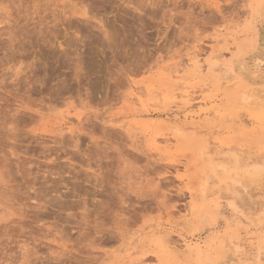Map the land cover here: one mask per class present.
<instances>
[{"label":"rangeland","instance_id":"374dc122","mask_svg":"<svg viewBox=\"0 0 264 264\" xmlns=\"http://www.w3.org/2000/svg\"><path fill=\"white\" fill-rule=\"evenodd\" d=\"M261 87L264 0H0V264H264Z\"/></svg>","mask_w":264,"mask_h":264},{"label":"bare ground","instance_id":"6f19581e","mask_svg":"<svg viewBox=\"0 0 264 264\" xmlns=\"http://www.w3.org/2000/svg\"><path fill=\"white\" fill-rule=\"evenodd\" d=\"M82 10H83V8H82ZM83 12H85V9H84V11ZM87 14V13H86ZM253 15V14H252ZM82 16H83V14H82ZM252 17H254V15L252 16ZM256 17V16H255ZM253 20H254V18H253ZM253 20H251V21H253ZM255 21V20H254ZM249 27H250V25H249ZM216 37H218V38H221L222 39V41L223 40H225L226 41V35L225 34H220L219 36L217 35ZM221 41V40H220ZM220 41H218V44H221L222 42H220ZM220 42V43H219ZM257 41H255V43H256ZM252 43V42H251ZM254 43V42H253ZM252 43V45H255V43L253 44ZM252 45H251V47H252ZM256 45H257V43H256ZM256 47V46H255ZM254 47V48H255ZM253 48V47H252ZM253 48V49H254ZM256 50V49H255ZM220 51V50H219ZM253 52V51H252ZM217 53H218V51H217ZM249 53V52H248ZM247 53V54H248ZM256 53V52H255ZM246 54V55H247ZM194 55V54H193ZM198 55V54H197ZM214 55V54H213ZM218 55H220V53H218ZM218 55L216 54L215 55V57L218 59ZM246 55H245V57H246ZM249 55V54H248ZM258 56V55H257ZM220 57V56H219ZM240 57V56H239ZM250 57V56H249ZM214 58V57H213ZM193 59V58H192ZM195 59H197V57H195ZM237 59H238V57H237ZM236 59V60H237ZM233 60V59H232ZM238 63H241V62H238ZM260 63V62H259ZM200 64V62H199V60H196L195 62H194V65H196L198 68H201V66L199 65ZM263 64V63H262ZM188 65V64H187ZM210 70L212 71V72H214V71H216L215 70V68L216 67H218V63H216V62H212V61H210ZM238 67V66H237ZM221 70V71H224V68L222 69L221 67H218V70ZM239 69H241V68H239ZM177 70V69H176ZM175 70V71H176ZM174 71V72H175ZM177 71H179V68H178V70ZM221 71H220V73H221ZM238 71V70H237ZM242 71V70H241ZM230 72H234V66H233V62H229V64H227L226 66H225V71L224 72H222V73H225V75H226V73H230ZM233 74H235V73H233ZM224 75V76H225ZM223 76V75H222ZM254 77V76H253ZM215 78H217V77H215ZM219 78V77H218ZM218 78H217V80H218ZM227 79V77L225 76L224 77V79ZM245 82V81H244ZM243 82V83H244ZM170 83V82H169ZM242 83V84H243ZM174 84V83H173ZM172 84V85H173ZM245 84V83H244ZM171 85V86H172ZM208 85V84H207ZM169 86V85H168ZM170 86V87H171ZM169 87V88H170ZM173 87V86H172ZM175 88H176V86H174ZM210 87V86H209ZM139 88H141V87H139ZM138 88V89H139ZM168 88V89H169ZM175 88H173V90L174 91H177L178 89H175ZM187 88L189 89L190 88V86H187ZM241 88V87H240ZM246 88V87H245ZM182 89H184V88H182ZM260 89H262V87L260 88ZM142 90V89H141ZM208 90V89H207ZM263 90V89H262ZM257 91H259V90H257ZM264 91V90H263ZM260 92H262V91H259V92H256V95L258 96L259 95V93ZM145 93V92H144ZM171 93V92H170ZM195 93V92H194ZM194 93H190V91L188 90L187 91V94H186V97H187V99H186V101L185 102H183V104L184 105H186V106H191V102H193V101H195V98H194ZM203 93V92H202ZM237 93V92H236ZM258 93V94H257ZM174 95V94H173ZM143 96V95H142ZM262 96V95H261ZM261 96L259 95L258 96V98L260 99L261 98ZM263 97V96H262ZM252 98L250 97V96H247L245 93L244 94H241V95H239V97H237V101H239L240 103H247L248 101H250ZM255 99V98H254ZM135 100V99H134ZM257 100V99H256ZM138 101H139V103H141V105H143V102H142V100L138 97ZM255 101V100H254ZM262 101H264V100H262ZM204 103V102H203ZM235 103V102H234ZM238 103V102H237ZM256 103V102H255ZM259 103H261V99L259 100V102H258V106H259ZM254 104V103H253ZM236 106H237V104H236ZM261 106V105H260ZM235 107V106H234ZM257 107V106H256ZM174 132H175V134H177V135H180V134H182V129L181 128H179V127H172L171 128ZM50 131H52V130H50ZM173 135V134H172ZM175 136V135H174ZM184 136H185V134H184ZM186 137V136H185ZM171 140V139H170ZM169 139H168V142L170 141ZM158 141V140H157ZM156 141V142H157ZM166 141V140H165ZM164 141V142H165ZM159 143V142H158ZM154 145V144H153ZM155 146V145H154ZM159 148V147H158ZM202 149H203V151L201 152V156L203 157V156H207V155H209V151H208V147H207V144L206 145H204V146H202L201 147ZM235 152V151H234ZM231 154V153H230ZM237 155V154H236ZM236 155H234V157H237ZM209 157V156H208ZM232 157V156H231ZM239 159H241L240 158V156H239V158H237V159H235V163H237V162H239L240 160ZM241 162H243V161H241ZM240 162V163H241ZM247 163V162H246ZM263 163V162H262ZM243 164H245V163H243ZM242 164V165H243ZM246 165V164H245ZM220 166H222L220 163H218V162H216V160H214V159H212V158H209V162H208V165H207V167L210 169V171H212L213 173H214V175H217L218 174V169H219V167ZM237 169H239V168H237ZM235 171H237V170H235ZM263 171H264V165H263V168L262 169H256V171L252 174V173H250L251 175H250V177L251 178H253V180H256V179H258V178H261V177H263L264 176V174H263ZM225 173V172H224ZM237 173V172H236ZM246 180V179H245ZM253 180H251V181H253ZM183 181V180H182ZM250 181V180H249ZM240 182V181H239ZM209 182H208V180L206 181H204L202 184H201V188H200V195H201V197H203V198H205L207 195V191H208V188H209ZM232 195H234V197H236L237 199H241V196L239 195V193L236 191V189L234 188H232ZM191 194V193H190ZM193 194V193H192ZM194 196V195H193ZM202 198V199H203ZM206 199V198H205ZM204 200V199H203ZM230 206L232 207V209L234 210V211H236V212H239V208L237 207V204L233 201V202H231L230 203ZM191 215H192V213H190ZM189 214V215H190ZM189 215L187 216V217H189ZM181 217H185V216H181ZM186 219V218H185ZM160 232V231H159ZM165 233V232H164ZM160 234H162V233H160ZM160 236H162V235H160ZM252 236V235H251ZM159 239V238H158ZM256 239V238H255ZM169 239H165V238H163V237H161L160 238V240L158 241V243L159 244H161V247L165 250V253L166 254H169V257L171 256V255H174V257H176L177 258V260H179L178 258H179V256H180V254H181V256H182V253H178V252H176L177 250L175 249V247L173 246V244H171V243H169V241H168ZM246 241H248V239L246 240ZM183 242L185 243V245L187 246V248H189V253L191 254V255H195L196 257H201V255H202V251H201V248L200 247H198V246H195V248H191V245L189 246V244H188V242H187V239H183ZM259 242V241H258ZM254 243V242H253ZM247 244V243H246ZM261 244V243H260ZM185 246V247H186ZM256 246H257V244H256ZM239 247H241V248H243L244 249V247H246V246H239ZM238 247V251H239V248ZM247 248H251L252 250L255 248H253V244L252 243H250V244H248V246H247ZM257 248H258V246H257ZM256 248V249H257ZM174 249H175V251H174ZM250 249V250H251ZM260 249H261V247H260ZM249 250V251H250ZM258 250V249H257ZM262 250V249H261ZM246 251V250H245ZM244 251V252H245ZM243 252V251H242ZM252 252V251H251ZM250 252V253H251ZM255 252H257V251H255ZM176 253V254H175ZM222 253V252H221ZM254 253V252H253ZM238 254H240V253H238ZM255 254V253H254ZM190 255V256H191ZM245 255H247V258H249V256H251V254H249L248 252H246V254ZM180 256V257H181ZM185 256H187L188 257V255H185L184 254V257ZM241 256V255H240ZM263 256V255H262ZM168 257V256H167ZM173 257V258H174ZM186 257V258H187ZM242 257V256H241ZM244 257H246V256H244ZM253 257V256H252ZM182 258V257H181ZM256 259L257 260V264H260V263H263V262H261V258H260V253H258V254H256V256L255 257H253L252 258V260L253 259ZM162 260V259H161ZM248 261L250 260V259H247ZM162 263H164V261H161ZM169 262V261H168ZM173 262H174V260H173ZM177 262V261H176ZM180 262V261H179ZM250 262H251V260H250ZM256 263V262H255ZM177 264V263H176ZM215 264V263H214Z\"/></svg>","mask_w":264,"mask_h":264}]
</instances>
